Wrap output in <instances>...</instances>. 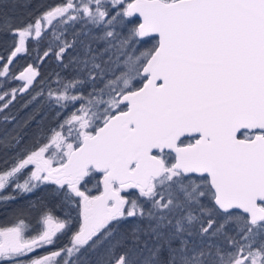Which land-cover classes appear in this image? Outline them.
Returning <instances> with one entry per match:
<instances>
[{
	"label": "snow or ice",
	"instance_id": "6c2138e0",
	"mask_svg": "<svg viewBox=\"0 0 264 264\" xmlns=\"http://www.w3.org/2000/svg\"><path fill=\"white\" fill-rule=\"evenodd\" d=\"M0 32V206L43 187L66 209L41 200L31 236L12 210L0 264H264V0H59L0 13ZM49 33L38 59L71 75L47 89L45 128L5 110L38 75L10 65Z\"/></svg>",
	"mask_w": 264,
	"mask_h": 264
},
{
	"label": "trees",
	"instance_id": "16d2710c",
	"mask_svg": "<svg viewBox=\"0 0 264 264\" xmlns=\"http://www.w3.org/2000/svg\"><path fill=\"white\" fill-rule=\"evenodd\" d=\"M59 0H3V6L0 7V13H7L9 16L15 18V23L19 24L21 21H27L33 14L38 11L45 10L50 5H55ZM79 27V25H76ZM51 33L44 36L43 39L37 45L34 40H30L27 43V51L20 55L14 63L10 66L13 73L18 74L20 70L27 67L28 64L32 63L36 65V70L38 72L37 78L33 85L29 86V90L25 93L17 94L16 99L10 104L9 108L5 110V114H10L16 116L18 119H23L28 115H35L39 123H41L45 128L49 126H55L56 122V108L50 105L46 99L47 89L51 82L55 79V74L60 73L62 77L70 76V71H64L63 66L57 61L54 53H50L47 57L42 60L38 59L43 57L44 51L47 49L48 45L51 43L50 40ZM69 38H71V26L69 27ZM151 42H149L150 44ZM12 50V40L9 35L4 32H0V57L7 60V56ZM68 57L65 56V63H67ZM16 84H22L21 81L13 82L12 86ZM54 86V85H53ZM41 90L44 91V98H37L35 101H31V97L37 95ZM31 101L27 108H24L25 103ZM6 102V101H4ZM2 103V102H0ZM78 107V105H77ZM71 108L67 109L60 119L68 115ZM4 127L0 124V130ZM8 128L12 125L8 124ZM36 123H33L29 128V134L35 129ZM27 175V172L24 173ZM23 176H21V181ZM93 182H96L95 180ZM12 188L9 187L5 190L3 194L11 193ZM15 194V193H13ZM41 200L48 203V206L55 212L57 216L64 217L65 210L59 208L58 201L54 198H48L46 196L45 188H41L32 194L20 195L15 201H11L5 207L0 206V227H10L15 221V216L12 215V210L21 209L23 211V218L28 224L36 229H39L38 220L41 215L42 205ZM34 205V206H33ZM73 217H76V211L72 212ZM78 225L74 224L73 229ZM70 233L63 235L56 242V244L67 243ZM61 246V245H60ZM58 246V247H60ZM56 247V246H55ZM57 247V248H58Z\"/></svg>",
	"mask_w": 264,
	"mask_h": 264
},
{
	"label": "flooded vegetation",
	"instance_id": "af4514ba",
	"mask_svg": "<svg viewBox=\"0 0 264 264\" xmlns=\"http://www.w3.org/2000/svg\"><path fill=\"white\" fill-rule=\"evenodd\" d=\"M36 80V79H35ZM187 143V140L185 141ZM99 179V175H97V180ZM87 193L86 194H90V195H98L100 192H101V184L99 186H97V181L96 182H93L91 181L88 186H87ZM38 229H36L35 227H32V230L27 232L26 233V236H31L33 234H35V232L37 231ZM64 243L63 241L61 243H58L55 245L56 247L58 246H62ZM54 250L53 246L49 245V246H46L44 249H37L35 254L36 255H43L45 252H48V251H52ZM29 255H32V254H29Z\"/></svg>",
	"mask_w": 264,
	"mask_h": 264
},
{
	"label": "water",
	"instance_id": "95a60500",
	"mask_svg": "<svg viewBox=\"0 0 264 264\" xmlns=\"http://www.w3.org/2000/svg\"><path fill=\"white\" fill-rule=\"evenodd\" d=\"M23 53H24V52L19 53L18 56H17L16 58H14V61H15L20 55H22ZM10 66H11V65H10ZM23 69H24V68H23ZM23 69H22V70H23ZM22 70H21V71H22ZM36 78H37V76L33 78V81H35ZM102 191H103V185L101 184V192H102ZM99 194H100V193H99ZM99 194H98V195H99Z\"/></svg>",
	"mask_w": 264,
	"mask_h": 264
},
{
	"label": "rangeland",
	"instance_id": "374dc122",
	"mask_svg": "<svg viewBox=\"0 0 264 264\" xmlns=\"http://www.w3.org/2000/svg\"><path fill=\"white\" fill-rule=\"evenodd\" d=\"M20 71H21V70H20ZM18 74H19V72H18ZM18 74H17V75H18ZM22 83H23V82H22ZM2 103H3V102H2Z\"/></svg>",
	"mask_w": 264,
	"mask_h": 264
}]
</instances>
